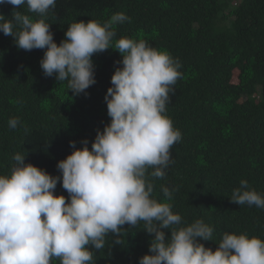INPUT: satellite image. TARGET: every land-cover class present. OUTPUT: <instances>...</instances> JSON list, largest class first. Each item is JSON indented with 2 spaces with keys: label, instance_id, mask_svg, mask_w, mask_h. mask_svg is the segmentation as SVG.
I'll return each mask as SVG.
<instances>
[{
  "label": "trees",
  "instance_id": "16d2710c",
  "mask_svg": "<svg viewBox=\"0 0 264 264\" xmlns=\"http://www.w3.org/2000/svg\"><path fill=\"white\" fill-rule=\"evenodd\" d=\"M18 11L40 19L26 5ZM12 12V5L0 4L7 19ZM116 13L129 20L113 25V49L93 55L96 83L79 95L67 81L44 75L45 50L18 49L0 32V175L11 174L13 157L20 153L26 164L59 177L57 163L74 150L70 141L79 149L87 140L91 150L97 130L110 123L104 97L122 67L115 42L143 39L178 59L182 74L166 104L182 138L170 148L164 178L148 176L153 198L170 203L181 226L198 219L211 226L212 241L199 242L213 251L226 232L264 240V209L229 200L242 180L264 196V0H56L45 22L59 46L72 22L103 24ZM12 118L20 121L15 129L9 127ZM162 186L172 191L171 200ZM54 194L68 197L62 180ZM122 229L119 237L105 238L103 249L89 246L95 264H139L150 254L154 236L143 221Z\"/></svg>",
  "mask_w": 264,
  "mask_h": 264
},
{
  "label": "clouds",
  "instance_id": "9594fccd",
  "mask_svg": "<svg viewBox=\"0 0 264 264\" xmlns=\"http://www.w3.org/2000/svg\"><path fill=\"white\" fill-rule=\"evenodd\" d=\"M0 4L13 6L11 19L0 14V32L12 37L18 49L45 50L40 61L44 75L67 81L74 95L96 83L93 55L113 49V25L129 20L116 13L103 24L72 22L58 46L45 22L56 0ZM22 5L40 19L18 11ZM114 48L122 56L116 62L122 67L114 71L104 97L110 123L102 132L97 130L91 150L87 140L79 149L70 141L74 150L57 163L59 177L26 164L20 153L13 157L11 174L0 175V264H51L53 258L60 264H95L90 245L103 249L109 234L119 237L123 225L136 227L140 221L154 238L150 254L139 264H264V240L226 232L213 251L199 242L212 241L211 226L202 219L181 226L182 217L172 205L153 198L148 176L164 178L170 148L182 138L166 115L171 86L182 75L181 64L143 39L121 37ZM19 123L12 118L9 127L15 129ZM61 180L67 198L54 194ZM161 190L171 200L172 191L163 186ZM229 200L264 209V196L249 189L245 180Z\"/></svg>",
  "mask_w": 264,
  "mask_h": 264
},
{
  "label": "rangeland",
  "instance_id": "374dc122",
  "mask_svg": "<svg viewBox=\"0 0 264 264\" xmlns=\"http://www.w3.org/2000/svg\"><path fill=\"white\" fill-rule=\"evenodd\" d=\"M239 2H233L232 4H235V5H237Z\"/></svg>",
  "mask_w": 264,
  "mask_h": 264
}]
</instances>
